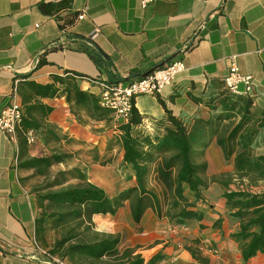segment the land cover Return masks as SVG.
<instances>
[{
	"label": "crops",
	"instance_id": "1",
	"mask_svg": "<svg viewBox=\"0 0 264 264\" xmlns=\"http://www.w3.org/2000/svg\"><path fill=\"white\" fill-rule=\"evenodd\" d=\"M40 2L61 5L45 14L37 6ZM39 59L45 62L37 65ZM175 59H181L185 69L169 85L159 94L133 99L142 116L140 131L153 136L162 130L165 112L158 99L184 123L207 117L208 99L223 88L231 61L241 73L252 75V111L260 117L264 0H155L144 7L139 0H0V109L17 103L22 117L40 123L20 135L19 122L14 137L0 131V264H54L41 252L47 248L34 239L31 189L46 178L34 175L32 168L19 167L23 159L66 153L69 156L52 164L50 171L82 168L87 181L109 196L135 182L131 165L122 164L119 142L112 144L118 140L121 120L107 108L102 107L109 111L106 116L95 118L67 102L66 84L76 83L99 102L101 83L127 84ZM28 81L51 84L55 92L38 94ZM30 106L36 109L26 111ZM251 148L253 154H264V128ZM82 149L86 153L81 154ZM203 159L208 176L233 171L215 137L203 150ZM152 182L150 177L148 183ZM259 183L249 190L263 191L264 184ZM228 186L235 190L231 183ZM221 187L209 183L197 201L186 189L188 201H195L202 212L200 220L186 225H174L151 209L135 225L125 202L114 214H93V231L120 233V247L133 248L150 264H264V252L242 257L231 236L239 230V221L228 214Z\"/></svg>",
	"mask_w": 264,
	"mask_h": 264
},
{
	"label": "trees",
	"instance_id": "2",
	"mask_svg": "<svg viewBox=\"0 0 264 264\" xmlns=\"http://www.w3.org/2000/svg\"><path fill=\"white\" fill-rule=\"evenodd\" d=\"M60 5L40 2L37 6L41 12L50 14ZM44 62L39 59L37 65ZM28 84L37 88L38 94L55 92L51 84L38 85L32 81ZM63 92L67 102H73L95 118L109 113L100 107L95 95L79 89L76 83H67ZM158 100L165 112L159 133L151 136L137 128L142 116L134 103L129 119L117 126L122 162L131 165L135 182L113 196L87 181L82 168L51 172V165L62 162L69 156L66 153L32 156L20 161L19 167L32 168L34 175L46 178L32 187L31 192L36 208L34 239L49 253L71 264H150L140 253H134L133 248H119L120 233L98 235L93 231L92 215L114 214L127 202L135 225H139L147 209L174 225H186L190 220L201 219L202 212L196 209L195 201L203 199L202 191L211 182L224 188L221 197L225 199L228 214L239 221V230L231 236L238 241L242 257L247 259L256 252H264V190H249V186L264 182V154H253L251 148L256 135L264 128V110L257 117L249 94H233L223 86L208 99L209 115L194 118L187 124ZM34 109V106L26 107V111ZM42 113L46 115L45 110ZM19 122L20 135L40 126L27 117H21ZM213 137L224 158L232 161V172L206 174L203 150ZM24 142L25 138L21 137L20 143ZM150 177L159 191L148 186ZM233 178H239L246 188L229 189ZM186 189L195 201H188Z\"/></svg>",
	"mask_w": 264,
	"mask_h": 264
},
{
	"label": "built area",
	"instance_id": "3",
	"mask_svg": "<svg viewBox=\"0 0 264 264\" xmlns=\"http://www.w3.org/2000/svg\"><path fill=\"white\" fill-rule=\"evenodd\" d=\"M155 0H139L140 6L144 7ZM84 13L78 17L82 18ZM185 65L181 59L172 60L150 73L141 76L127 84L101 83L99 105L111 110L117 119L125 122L129 119L133 106V99L138 95L159 94L162 89L169 85L176 74L183 71ZM223 84L233 94H249L252 88V75L243 74L238 66L231 61L227 73L223 77ZM22 117L21 107L17 103L10 102L0 109V131L14 137L16 127ZM28 140L33 141L32 132H28ZM46 256L47 262L54 264H69L65 259L53 255L46 250H41ZM216 253L217 249H211Z\"/></svg>",
	"mask_w": 264,
	"mask_h": 264
},
{
	"label": "rangeland",
	"instance_id": "4",
	"mask_svg": "<svg viewBox=\"0 0 264 264\" xmlns=\"http://www.w3.org/2000/svg\"><path fill=\"white\" fill-rule=\"evenodd\" d=\"M117 129V128H116ZM113 140V139H112ZM118 142V140L114 139V142L112 141V144L113 146H116V143ZM86 153V150L82 149L81 150V154H84ZM230 162H225V164H229ZM122 164H125L122 162ZM226 172H231V170H225V171H220V172H217L215 175H219L220 173H226ZM151 180L153 181V177H151ZM264 182H260L259 185H263ZM257 185V186H259ZM148 186L149 187H154L157 191H159V186L155 183V182H152V184L148 183ZM229 187V186H228ZM222 188V187H221ZM230 188H233V189H238V188H246V185L244 182H242L241 180H239V178H235L234 180L231 181V187ZM128 205V203H126ZM129 208V207H128ZM127 233V230H123L122 231V235H125ZM120 249H123V247H120Z\"/></svg>",
	"mask_w": 264,
	"mask_h": 264
},
{
	"label": "bare ground",
	"instance_id": "5",
	"mask_svg": "<svg viewBox=\"0 0 264 264\" xmlns=\"http://www.w3.org/2000/svg\"><path fill=\"white\" fill-rule=\"evenodd\" d=\"M102 177V176H101ZM97 178V177H96ZM107 181V180H106ZM106 184V183H105ZM108 185V184H107ZM110 190V189H109Z\"/></svg>",
	"mask_w": 264,
	"mask_h": 264
}]
</instances>
